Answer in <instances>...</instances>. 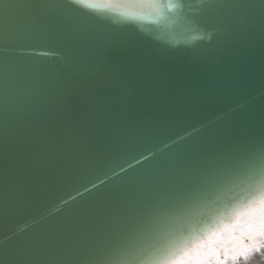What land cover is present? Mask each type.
I'll return each mask as SVG.
<instances>
[{
	"label": "snow or ice",
	"instance_id": "6c2138e0",
	"mask_svg": "<svg viewBox=\"0 0 264 264\" xmlns=\"http://www.w3.org/2000/svg\"><path fill=\"white\" fill-rule=\"evenodd\" d=\"M81 5L128 10L90 19ZM12 9L20 28L6 22ZM148 19L203 33L199 62L117 27ZM257 46L264 0H0V217L178 124L197 121L200 133L60 219L5 236L0 264H209L202 245L172 238L236 189L250 230L264 235V104H235L254 83ZM210 105L221 111L204 118ZM118 167L112 176L135 165Z\"/></svg>",
	"mask_w": 264,
	"mask_h": 264
},
{
	"label": "water",
	"instance_id": "95a60500",
	"mask_svg": "<svg viewBox=\"0 0 264 264\" xmlns=\"http://www.w3.org/2000/svg\"><path fill=\"white\" fill-rule=\"evenodd\" d=\"M93 3L103 4L106 0H91ZM196 2V0H190ZM122 8L86 7L79 6V15L84 18L118 19L116 13L127 11ZM135 11V9L131 10ZM146 11V10H145ZM6 22L20 28L25 23L24 16L16 9H12L5 14ZM111 23L110 21H103ZM133 34L149 41L153 46H164L177 53L180 63L185 65H195L199 62L200 55L206 49L209 41L202 38L203 33H185L178 25L171 22H153V20H143L138 22L119 25ZM226 86V85H225ZM251 105L259 107L264 104V50L257 46L255 59V79L248 91L235 98V104L241 105L240 110L246 109ZM221 109L210 105L204 118H214ZM198 127L197 121L181 123L167 131L166 133L155 136L138 146H129L114 159L108 160L91 172L80 176L74 180L63 183L55 188L46 191L39 199L26 207L0 217V241L13 232L19 236L38 230L41 225L54 222L63 217L70 209H75L95 200L102 193H106L120 184L129 176L149 167L154 161L164 155L175 151L180 145L172 144L173 139L185 136L187 132H192L191 136H186L181 144H187L200 135L194 132L193 128ZM155 152L156 156L151 160L136 164V159L143 160L144 155ZM135 165L120 176H112L110 169L115 168L118 172V165L128 168V164ZM107 173V176L105 175ZM112 176L111 179H107ZM106 180L105 184H100V180ZM96 183L97 188L90 192L84 189L91 188V184ZM75 197V199H73ZM215 201V202H212ZM205 206L197 209L192 218L183 222L172 238L179 248H186L189 245H202L199 249L207 254H220L225 246L239 238L241 247L249 245L253 240L261 237L257 234L249 238V225L253 222L252 217L244 215L245 200L240 190L225 191L219 196L212 198ZM67 202V203H65ZM39 220L40 223H36ZM167 242V241H166ZM220 258H225L221 255ZM169 260L179 259L176 253L168 257Z\"/></svg>",
	"mask_w": 264,
	"mask_h": 264
},
{
	"label": "bare ground",
	"instance_id": "6f19581e",
	"mask_svg": "<svg viewBox=\"0 0 264 264\" xmlns=\"http://www.w3.org/2000/svg\"><path fill=\"white\" fill-rule=\"evenodd\" d=\"M260 234L257 229L250 231L249 238ZM239 238L225 246L220 254L209 255V264H264V235L253 240L249 245L241 247ZM224 255L225 258H220Z\"/></svg>",
	"mask_w": 264,
	"mask_h": 264
}]
</instances>
